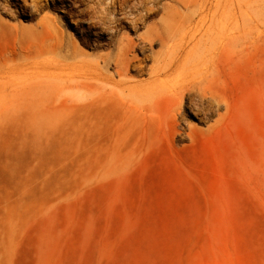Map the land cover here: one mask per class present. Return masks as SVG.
<instances>
[{
    "label": "rangeland",
    "instance_id": "374dc122",
    "mask_svg": "<svg viewBox=\"0 0 264 264\" xmlns=\"http://www.w3.org/2000/svg\"><path fill=\"white\" fill-rule=\"evenodd\" d=\"M40 2L33 17H1L92 64L112 50L75 28L83 5ZM160 4L137 33L162 5L187 12ZM215 54L217 80L174 72L181 98L126 107L48 92L40 136L0 121V264H264V28Z\"/></svg>",
    "mask_w": 264,
    "mask_h": 264
},
{
    "label": "bare ground",
    "instance_id": "6f19581e",
    "mask_svg": "<svg viewBox=\"0 0 264 264\" xmlns=\"http://www.w3.org/2000/svg\"><path fill=\"white\" fill-rule=\"evenodd\" d=\"M67 1L73 8L84 6L80 10L83 18L73 20L78 32L104 35L102 44L97 39H92V44L112 50L97 55L92 64L85 59L87 54L65 47L61 40L46 47L42 32L40 39L31 40V28L11 24L1 17H33L43 8L40 0H0L2 124H19L40 136L47 111L54 109L47 107L48 100L55 97L48 92L65 91L78 97L84 93L103 105L126 107L154 104L160 98H181L184 84L174 79L177 69L200 83L217 80L218 72L211 68L215 52L233 51L260 27L264 28V0H248L245 9L240 8L238 0H172L187 12L181 13L175 5H162L166 17L149 25L145 33L137 30L145 18L158 13L160 0ZM38 28L48 30L42 19L35 25V30ZM125 28L134 35L129 36L123 31ZM204 40H208L210 53L203 50ZM154 45L159 48L153 50ZM46 52L60 58L47 59ZM147 61L152 63L147 66ZM109 68L112 73L107 74L105 70ZM130 71L147 77L136 79Z\"/></svg>",
    "mask_w": 264,
    "mask_h": 264
}]
</instances>
